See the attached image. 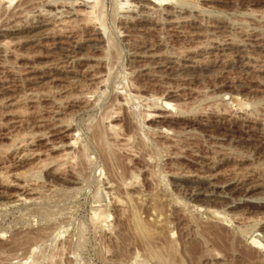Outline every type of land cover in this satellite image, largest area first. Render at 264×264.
Segmentation results:
<instances>
[{
  "label": "rangeland",
  "instance_id": "1",
  "mask_svg": "<svg viewBox=\"0 0 264 264\" xmlns=\"http://www.w3.org/2000/svg\"><path fill=\"white\" fill-rule=\"evenodd\" d=\"M93 1L0 0V264H264V0Z\"/></svg>",
  "mask_w": 264,
  "mask_h": 264
},
{
  "label": "bare ground",
  "instance_id": "2",
  "mask_svg": "<svg viewBox=\"0 0 264 264\" xmlns=\"http://www.w3.org/2000/svg\"><path fill=\"white\" fill-rule=\"evenodd\" d=\"M94 1H95V3H94ZM94 1H93V5L90 7L91 10H90V9H88V10H84V13H83V14L86 13L87 16L92 15V16L94 17V15H95V11H96L95 8H96V6H98V4L100 3V0H94ZM126 1H127V0H126ZM150 1H151L152 3H154L155 1H158V3H160L159 1H161V0H150ZM79 11H80V10H79ZM79 11H77V12H79ZM82 12H83V11L81 10V13H82ZM93 13H94V14H93ZM77 15H78V14H77ZM96 15H97V14H96ZM83 16H84V15H83ZM89 17H90V19H92L91 16H89ZM95 18H96V17H95ZM87 19H88V17H87ZM88 20H89V19H88ZM94 35H95V34H94ZM91 38H92V37H91ZM91 38H90V39H91ZM96 40H98V39H97V38H96V39H94V38L91 39V41H93V42H94V41L96 42ZM98 41H99V40H98ZM98 41H97V42H98ZM100 42H101V41H100ZM100 42H99V43H100ZM94 44H95V43H94ZM94 44L92 43V45H94ZM89 45H90V44H89ZM92 45H91V46H92ZM97 45H98V44H97ZM87 46H88V45H87ZM87 46H86V47H87ZM94 46H95V45H94ZM96 48H97V46H96ZM71 143H72V142H71Z\"/></svg>",
  "mask_w": 264,
  "mask_h": 264
}]
</instances>
